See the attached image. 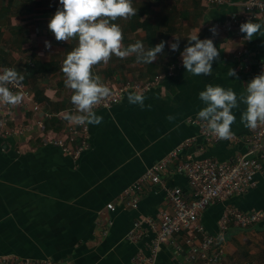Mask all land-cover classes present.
Here are the masks:
<instances>
[{"label":"crops","instance_id":"obj_1","mask_svg":"<svg viewBox=\"0 0 264 264\" xmlns=\"http://www.w3.org/2000/svg\"><path fill=\"white\" fill-rule=\"evenodd\" d=\"M226 1L222 7H209L202 0H133L137 15L115 21L123 29L125 46L139 40L147 50L167 41L163 53L151 65L137 63L135 55L113 56L94 72L112 88L128 78L144 81L158 74L164 78L142 93L143 108L130 104L131 92H126L117 105L95 111L103 120L99 125L87 124L89 147L73 161L47 142L65 138L70 124L65 117L74 113L72 90L66 87L61 69L67 52L78 41L58 42L48 28L62 5L59 0H0V69L17 68L24 76L19 83L32 95L28 107L0 104L11 115L9 125L25 129L20 136L0 139V255L71 264H132L138 251L148 255L153 239V233H148L135 243L127 241L133 222L139 217L155 219L160 210L169 207L164 189L144 184L137 208L131 209L124 198L127 187L189 138L195 141L182 150L178 160L205 158L227 163L245 153L250 136V128L242 123L245 104L233 109L236 120L231 131L236 141L207 144L191 123L200 121L198 112L206 105L199 93L207 85L231 88L239 97L252 78L264 73V68L259 70L264 61V28L244 43L250 76L239 71L234 52L243 47L242 41L223 25L246 0ZM255 22L264 25V16ZM213 27L218 35L213 36ZM198 34L201 40L212 39L220 50L210 76L192 75L183 66L181 52L188 46L187 39ZM176 38L179 50L173 52L170 44ZM46 41L51 43L50 49ZM230 69L237 72L236 77L228 75ZM31 103L38 105L37 111L31 109ZM48 114L51 117H45ZM262 163V172L254 177L249 192L200 215L208 235H218L227 206L264 212V160ZM164 177L169 187L188 192L186 179L173 167ZM109 203L114 211L106 209ZM220 245L225 252L223 264H264V225L240 228L230 224ZM154 264H192L182 237L174 244H162Z\"/></svg>","mask_w":264,"mask_h":264},{"label":"built area","instance_id":"obj_2","mask_svg":"<svg viewBox=\"0 0 264 264\" xmlns=\"http://www.w3.org/2000/svg\"><path fill=\"white\" fill-rule=\"evenodd\" d=\"M209 7H222L226 0H202ZM264 16V0H246L241 4L239 12H233L223 27L227 31H232L241 39L243 47H239L234 52V58L239 62V71L251 74L250 59L245 49L248 40L246 34L240 32V25L252 20L255 22ZM264 68V61L260 64L259 70ZM168 75H172L173 68L169 69ZM262 73V72H261ZM260 73V74H261ZM254 77V76H251ZM250 77V78H251ZM164 76L156 75L151 80L137 81L126 79L116 87H108L111 95L105 98L95 109H110L117 105L123 94L145 93L158 85ZM255 78V77H254ZM253 79V78H252ZM12 87L13 91H21L25 94L24 100L19 106L28 107L27 102H31L32 95L30 90L22 83L18 87ZM31 109L38 110L36 103H31ZM74 112V108L71 109ZM11 115L8 109L0 107V139L17 137L24 133L22 127H11ZM51 117V115H45ZM41 121L36 125L41 126ZM198 127L199 136L207 144L221 142L224 139L212 135L206 130L201 121H191ZM88 125L79 124L75 121L70 123L65 130V138L48 139L50 145L61 149L62 153L76 161L83 151L89 147ZM230 142L237 138L231 136ZM195 138L184 140L175 149L170 151L164 158L147 168L140 178L131 184L124 191L125 202L131 209H136L140 199L142 185L147 184L165 190L168 209L160 210L157 216L139 217L127 234L126 240L132 243L148 233H153V239L148 247V255L144 256L138 251L132 260V264H154L160 246L168 241L174 244L178 236L182 237V243L186 248L189 261L192 264H223L225 258L224 249L220 245V240L225 236L230 224L237 227H253L260 224L264 225V212H244L235 207L227 206L219 221V233L216 237L206 233L200 223V215L212 206L223 203L232 197L245 195L252 189L254 177L262 172L264 160V125L256 129H250V136L247 139V148L244 154L235 155L232 161L218 163L212 159H186L178 160V155L188 147ZM173 169L183 175L186 179L188 192H184L179 187H169L164 177V173ZM108 211H114L115 206L111 203L106 205ZM176 244V243H175ZM177 252L182 249L176 246ZM0 264H71L60 263L50 259H31L16 255H0Z\"/></svg>","mask_w":264,"mask_h":264},{"label":"clouds","instance_id":"obj_3","mask_svg":"<svg viewBox=\"0 0 264 264\" xmlns=\"http://www.w3.org/2000/svg\"><path fill=\"white\" fill-rule=\"evenodd\" d=\"M59 8L51 18L48 28L58 42L77 40V45L67 52L63 61L62 72L65 85L72 90L71 104L74 113L66 115V119L79 124L99 125L103 117L96 115V107L111 95V90L94 69L107 65L113 56L125 59L135 55L137 63L152 64L158 54L163 53L167 41H161L155 47L145 49L141 41L125 46L124 33L120 24L115 21L136 16L138 9L133 6V0H59ZM264 25L248 20L240 25V32L246 34L245 39L253 40V36L261 32ZM213 36L218 35L217 29H210ZM264 34V33H262ZM188 46L181 52L183 66L192 75L212 74L213 62L220 57V50L212 39L201 40L198 35L191 36ZM51 48L50 42H45ZM223 44L220 45V48ZM173 52L179 50V39L170 44ZM230 77H236L237 72L230 69ZM238 78V77H237ZM24 76L17 68L0 69V104L11 106L23 102L25 94L13 91L18 87ZM199 98L206 105L198 112L199 120L207 131L221 139H230L231 126L236 117L233 109L239 103L246 105L242 114V123L250 129L264 125V73L257 75L246 85V92L239 97L231 89L221 86H206L199 93ZM130 104L144 107V97L139 93H130ZM173 119V117H168Z\"/></svg>","mask_w":264,"mask_h":264}]
</instances>
